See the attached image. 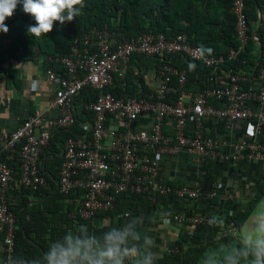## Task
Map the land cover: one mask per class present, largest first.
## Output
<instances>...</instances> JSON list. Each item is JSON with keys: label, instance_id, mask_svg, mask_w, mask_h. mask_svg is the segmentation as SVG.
Listing matches in <instances>:
<instances>
[{"label": "built area", "instance_id": "2783aa9c", "mask_svg": "<svg viewBox=\"0 0 264 264\" xmlns=\"http://www.w3.org/2000/svg\"><path fill=\"white\" fill-rule=\"evenodd\" d=\"M235 16V32L239 46L230 51L234 59L244 51L249 39V25L244 13V0H231ZM82 51L72 48L70 56L49 58L64 67L63 75L52 69L45 71L46 79L55 87L54 98L48 109L52 118L39 113L29 116L8 136H0V233L3 236V264H16L14 260L16 216L10 210V195L17 189L36 191L47 185L41 169V154L53 133L75 124V98L88 86L94 101L86 109L94 113L90 123V136L69 137L62 145V164L58 171V191L68 197L79 190V200L72 219L90 220L98 212L114 210L115 197L123 193L144 194L154 191L158 196L175 195L179 199H194L196 189L187 186L172 187L163 184L162 166L155 155H176L187 152L195 163L204 161L264 159V142L238 143L231 153L224 154L225 142L204 136L202 121L210 117L221 121L225 128L242 119L254 118L256 127L264 123V113H254L249 103L264 105V59L256 75L244 72L221 75L222 86H211L200 92H187L186 70L164 64L158 71L157 87L145 95L116 98L107 91L114 76L124 81L129 70L131 55L158 57L183 54L192 61H199L207 68L219 65L220 59L201 58L199 46L192 45L184 34L165 37L163 34H141L136 37L118 38L108 29H93L83 39ZM173 78L175 81H173ZM177 95L176 103L169 104L166 97ZM215 101L221 105L215 106ZM151 115V131L136 129L135 121ZM173 121L174 137L163 134L165 120ZM188 122L193 130L186 131ZM17 150V174L3 158L6 151ZM153 188V189H152ZM212 197L211 193L206 198ZM129 217L128 212H124ZM172 220L190 226L204 225L208 218L185 217L174 214ZM189 234L191 231H189Z\"/></svg>", "mask_w": 264, "mask_h": 264}, {"label": "trees", "instance_id": "16d2710c", "mask_svg": "<svg viewBox=\"0 0 264 264\" xmlns=\"http://www.w3.org/2000/svg\"><path fill=\"white\" fill-rule=\"evenodd\" d=\"M256 2L258 0H244V13L249 25L250 39L244 51L234 59L230 58L229 54L232 49H237L239 42L235 32L236 20L231 11V0H84L85 7L82 9L81 15L64 25H54L53 30L47 36L40 38L28 35V26L34 24V20L24 14L22 7L18 6L14 15L5 21L9 31L6 34L0 33V70L10 77L7 82H12L16 77L14 69L3 70V66L9 61L33 64L39 62L45 71L52 69L63 75L64 67L61 63L49 61V58L54 60L55 58L70 56L72 48H78L82 51L84 36L93 29L106 27L111 34L120 39L136 37L141 34H153L155 36L163 34L165 37L184 34L192 45L212 49L211 55L207 56L212 59H220L219 65L207 68L201 62L192 61L185 55L178 53L162 54L158 57H145L142 54L133 53L129 65L139 69V72L134 75L133 69L129 66L130 70H128L125 80L121 82L114 76L113 85L107 91L116 98L128 97V85L138 82L143 87L144 72L141 71L144 68L152 65L158 71L162 65L167 64L179 70H186L187 81L184 88L186 91L200 92L211 86H222L224 83L220 78L226 73L246 72L247 69L253 67L256 41L252 37V25L257 21L255 16ZM256 37L260 44L261 53L257 58L256 70L252 75L258 73L263 63L264 27L260 26ZM189 63L196 65L194 71L188 70ZM173 81H175L174 78ZM14 83L17 85L16 80ZM125 86V91H123L122 87ZM144 91L137 93L136 96L145 95L146 92ZM95 96V93L88 86L79 92L74 100L76 106L75 124L68 129L55 131L44 148L40 166L47 184L58 181L64 141L69 137L78 136L80 132L77 130L80 129L81 126L79 125L82 123H92L94 113L85 107L94 101ZM176 99L177 95L174 94H169L166 97V101L171 105L176 103ZM212 103L215 106L221 105L215 101ZM192 130L193 124L188 122L186 131L190 133ZM14 150L17 152L18 148ZM3 158L16 174L17 169L7 159L6 154L3 155ZM16 158L17 155L15 154L17 164ZM206 171L208 172L207 169ZM43 188L41 187L35 194L39 197L41 194L42 197L48 195V191ZM145 194L128 192L120 194L115 197L114 209L137 206L141 201L149 203L146 201ZM263 194L264 186H261L241 210L226 218L225 223L231 224L233 229L239 231ZM73 195L75 200L83 198V193L79 190L73 191L69 196ZM50 197L48 201L53 202L58 195L52 193ZM23 204L26 205L27 201L24 200ZM42 204H45V201ZM58 207L62 209L63 206L59 205ZM76 207L68 211V218L71 219L69 222L84 221L78 218H70V214L76 211ZM20 208L10 209L16 216L18 226L15 234V263L46 264L45 255L50 244L63 243L64 234L55 232V229H50L44 225L47 219L43 217L37 218L32 214L29 219H26V213L19 212ZM222 230H224L223 227H210L208 223L195 225L190 234L188 231L184 232L161 258L154 259V264H215L217 254H221L226 247L236 246L239 242L236 236L231 233L224 235Z\"/></svg>", "mask_w": 264, "mask_h": 264}, {"label": "crops", "instance_id": "0c3cea01", "mask_svg": "<svg viewBox=\"0 0 264 264\" xmlns=\"http://www.w3.org/2000/svg\"><path fill=\"white\" fill-rule=\"evenodd\" d=\"M255 16L257 21L252 25V37L256 41V54L253 67L244 72L248 75L253 74L256 70L257 58L261 53L260 44L256 37L257 32L255 33V31H258L260 26L264 27V0L256 2ZM8 68L16 71L15 80L17 85L14 83L15 80H13L14 82H7L10 77L0 70V136L4 137L8 136L31 115L39 113L44 118H52L55 115L54 111L48 109L49 102L54 98L55 87L46 79L45 70L39 62L33 64L9 61L3 66V70ZM132 69L134 75L139 72V69L135 67ZM141 72H144L143 87L138 82L128 85V97L136 96L142 90L151 93L157 87L159 77L154 66L144 68ZM122 88L125 91L126 86ZM249 106L254 113H264V105L253 102L249 103ZM153 123L151 115H144L135 121V128L150 132ZM256 124L257 121L254 118L242 119L232 123L229 128H225L221 121L205 117L202 121V129L205 137L217 138L225 142L226 146L222 149V152L228 154L232 152L233 146L238 143L264 141V123L259 128L256 127ZM79 126L81 127L77 131L80 134L76 137L85 138L90 136L89 122L82 123ZM162 131L164 135L170 138L174 137L173 121L171 119L164 121ZM4 154L7 155V159L17 169L15 162L16 150L6 151ZM155 157L162 166L163 184L172 187L187 186L196 189L199 196L194 199H179L173 194L158 196L154 191H149L145 194L146 201L149 203L141 201L137 206L124 207L118 210L115 208L108 211L110 213L98 212L88 221L69 222L71 219L68 218V211L77 206L79 199L75 200L74 195L68 197L60 195L57 181H53L43 188L48 191V195L44 197H42V194L40 197L35 194L40 188L36 191L17 188L10 195L9 205L12 210L21 207L19 212H25L26 219H29L32 214L34 217L47 219L44 225L64 235L68 233L79 237L83 233L89 237H101L109 227H119L126 222L135 224L141 232L151 236L155 241V247L152 251L155 254V259H158L169 250L172 244L180 239L184 232L192 231L194 227L188 223L181 224L173 221L172 215L182 214L185 217L203 218H211L214 215L223 216L225 217L224 230L221 232H224V235L231 233L237 237V235L242 234L241 231L244 232L245 228L253 222L255 212L259 211V208L264 204L263 194L259 200L260 205H258L259 202L256 204L239 231L233 229L234 227L231 224L225 223L228 216L241 210L253 198L256 191L264 186V159H244L241 162L207 159L202 166H199L195 163L194 156L185 151L176 155L159 153ZM52 193L58 195L53 202L48 201ZM207 193H211L212 197L206 198ZM24 200L27 201L26 205L23 204ZM43 201H45V204H42ZM59 205L63 206L62 209L58 207ZM124 212H128L130 216L125 217ZM158 212L170 213L167 222L160 219L152 222L149 219ZM237 238L240 240L239 237ZM3 257V236L0 233V264H2Z\"/></svg>", "mask_w": 264, "mask_h": 264}, {"label": "clouds", "instance_id": "9594fccd", "mask_svg": "<svg viewBox=\"0 0 264 264\" xmlns=\"http://www.w3.org/2000/svg\"><path fill=\"white\" fill-rule=\"evenodd\" d=\"M18 6L34 20L28 26V35L40 38L47 36L54 25L72 22L81 15L85 3L84 0H0V33L9 31L5 21L14 15ZM211 53L210 48L199 49L201 58ZM195 67L194 63L188 64L189 71ZM168 216L169 212H158L149 219L167 222ZM224 221L225 217L214 215L208 224L220 228ZM154 247L151 236L126 222L109 227L101 237L65 233L63 243L50 244L45 260L46 264H154ZM215 264H264V206L255 212L253 222L245 228L237 245L217 254Z\"/></svg>", "mask_w": 264, "mask_h": 264}, {"label": "rangeland", "instance_id": "374dc122", "mask_svg": "<svg viewBox=\"0 0 264 264\" xmlns=\"http://www.w3.org/2000/svg\"><path fill=\"white\" fill-rule=\"evenodd\" d=\"M262 206H264V204H262ZM260 209V208H259ZM241 233H243V231H241ZM241 235V234H240ZM240 235H237V237H239L240 238Z\"/></svg>", "mask_w": 264, "mask_h": 264}, {"label": "water", "instance_id": "95a60500", "mask_svg": "<svg viewBox=\"0 0 264 264\" xmlns=\"http://www.w3.org/2000/svg\"><path fill=\"white\" fill-rule=\"evenodd\" d=\"M259 28V27H258ZM257 31H255V33H256Z\"/></svg>", "mask_w": 264, "mask_h": 264}]
</instances>
